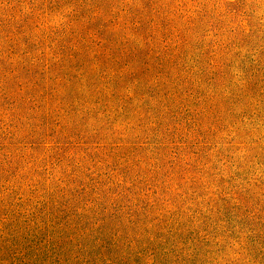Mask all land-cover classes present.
I'll list each match as a JSON object with an SVG mask.
<instances>
[{
    "label": "rangeland",
    "instance_id": "374dc122",
    "mask_svg": "<svg viewBox=\"0 0 264 264\" xmlns=\"http://www.w3.org/2000/svg\"><path fill=\"white\" fill-rule=\"evenodd\" d=\"M0 264H264V0H0Z\"/></svg>",
    "mask_w": 264,
    "mask_h": 264
}]
</instances>
